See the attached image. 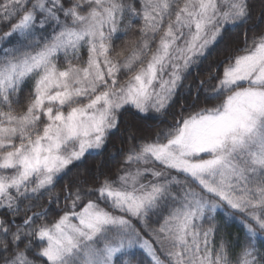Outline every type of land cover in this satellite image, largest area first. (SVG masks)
<instances>
[{
	"label": "snow or ice",
	"instance_id": "obj_1",
	"mask_svg": "<svg viewBox=\"0 0 264 264\" xmlns=\"http://www.w3.org/2000/svg\"><path fill=\"white\" fill-rule=\"evenodd\" d=\"M253 12V0H0V264H264ZM130 112L141 124L109 156H122L115 170L73 175Z\"/></svg>",
	"mask_w": 264,
	"mask_h": 264
},
{
	"label": "trees",
	"instance_id": "obj_2",
	"mask_svg": "<svg viewBox=\"0 0 264 264\" xmlns=\"http://www.w3.org/2000/svg\"><path fill=\"white\" fill-rule=\"evenodd\" d=\"M262 9H264V4L261 3V0H255L253 15L257 23H259V17L261 16ZM259 26L260 28H264V23H259ZM240 31L242 30L233 33L232 36L233 37L239 36ZM240 38L242 39V37ZM207 77H208V67L207 65H205L204 68L199 70V75L196 77V79L206 80ZM191 79L192 78H190L189 82H191ZM122 121H125L126 123H122L120 126V130L110 138V141L106 149L104 150V154L88 157L87 161L84 163V165L81 166L80 169L74 170L73 175H75L77 171L84 172L85 170L92 173H96L98 171H107L109 167H111L113 171L115 170V168L118 166L119 161L122 160V156L117 155L116 162L111 161L109 159V156L117 154L118 151L122 148L126 151L127 148L129 147V144L127 142V136H128L127 129L130 126L141 124V122L136 118V116L132 112L122 117ZM148 123L151 124L152 126L151 130L153 131L156 129L158 125V121H149ZM131 130L135 132L136 128L132 127ZM56 191L59 192L60 188L57 187ZM227 231L231 234L228 237L230 240H234L237 235H242L238 223L230 224L227 227Z\"/></svg>",
	"mask_w": 264,
	"mask_h": 264
},
{
	"label": "rangeland",
	"instance_id": "obj_3",
	"mask_svg": "<svg viewBox=\"0 0 264 264\" xmlns=\"http://www.w3.org/2000/svg\"><path fill=\"white\" fill-rule=\"evenodd\" d=\"M253 3L255 4V0H253ZM260 18V17H259ZM85 59H86V55H85Z\"/></svg>",
	"mask_w": 264,
	"mask_h": 264
}]
</instances>
